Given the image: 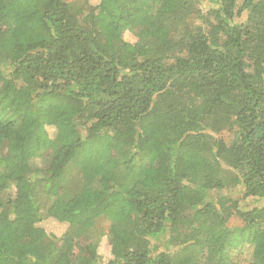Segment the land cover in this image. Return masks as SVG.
Masks as SVG:
<instances>
[{
	"label": "trees",
	"instance_id": "obj_1",
	"mask_svg": "<svg viewBox=\"0 0 264 264\" xmlns=\"http://www.w3.org/2000/svg\"><path fill=\"white\" fill-rule=\"evenodd\" d=\"M244 249L264 264V0H0V264Z\"/></svg>",
	"mask_w": 264,
	"mask_h": 264
},
{
	"label": "rangeland",
	"instance_id": "obj_2",
	"mask_svg": "<svg viewBox=\"0 0 264 264\" xmlns=\"http://www.w3.org/2000/svg\"><path fill=\"white\" fill-rule=\"evenodd\" d=\"M26 20L27 19L24 18V17H17V27H18L19 30H22L24 28ZM123 38H124L125 41H127L129 43V45H128L129 47L128 48L130 50H132L131 43H133L135 41L134 34L132 32H130V31L126 30L123 33ZM47 130L50 133H52L54 131V127L53 126H47ZM27 137H28V135L26 134L25 131L18 130L15 133V135L11 138L10 144H11V146H15V147L18 146V148L22 149L23 147L26 146L24 144H26ZM21 180L24 181L25 183H27L24 179H21ZM253 205H254V202L251 199H249L248 200V204L245 207H251ZM231 223L232 224H239L240 221L238 219H236V218H233L231 220ZM102 224L104 225L103 228L106 229L107 221L104 220ZM42 227H43L44 231L46 233H48V234L49 233L58 234V233L61 232V230L63 228L60 224H58L56 222H48V221L44 222L42 224ZM98 250H99V254H100L101 259L105 262L108 259V257H109V246H108L106 238L104 236L100 240L99 249ZM246 258H247V249L246 250L244 249V253L241 256V259L243 261L242 264L245 263L244 260H246Z\"/></svg>",
	"mask_w": 264,
	"mask_h": 264
}]
</instances>
